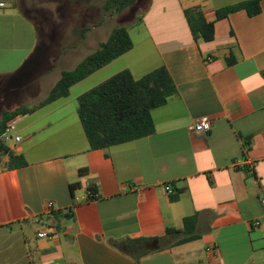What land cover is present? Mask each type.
Masks as SVG:
<instances>
[{
	"label": "crops",
	"instance_id": "0c3cea01",
	"mask_svg": "<svg viewBox=\"0 0 264 264\" xmlns=\"http://www.w3.org/2000/svg\"><path fill=\"white\" fill-rule=\"evenodd\" d=\"M245 1L142 0L149 6L128 31L131 51L69 96L14 117L22 140L5 145L27 165L0 170V264H264V0L255 16L216 18ZM0 3L3 79L22 70L39 36L22 6ZM195 7L214 23L211 42L194 39L185 11ZM161 66L177 94L153 110L155 132L90 149L78 98L123 70L139 79ZM51 74L32 98L16 92L0 102L2 133L14 119L4 122L8 112L46 98ZM199 119L211 121L208 133L195 131ZM193 215L198 238L174 244L186 235L166 230L182 229ZM132 239L150 240V252L136 258L116 247Z\"/></svg>",
	"mask_w": 264,
	"mask_h": 264
},
{
	"label": "trees",
	"instance_id": "16d2710c",
	"mask_svg": "<svg viewBox=\"0 0 264 264\" xmlns=\"http://www.w3.org/2000/svg\"><path fill=\"white\" fill-rule=\"evenodd\" d=\"M142 0H107L104 8L113 14L136 6L143 10L148 2L141 5ZM261 0H248L220 9L216 13L217 20L230 14L245 10L255 16L261 12ZM191 32L196 41L211 42L215 37L213 22H208L204 13L197 7L185 11ZM85 28L81 32L85 33ZM133 41L125 27L114 28L107 41L89 54L74 69L63 71L60 80L52 88L47 98L33 107H20L13 111V116L32 113L60 98L67 97L75 84L104 68L114 60L131 51ZM177 94L176 85L165 66H161L143 77L136 79L126 69L112 78L92 88L78 98V115L92 150H109L112 147L126 144L137 139L152 135L155 132L152 112L168 103ZM15 113V115H14ZM0 154L8 156L5 169L13 170L27 165L23 155H15L4 143H0ZM73 188V186H72ZM198 216L184 219L183 228H168L166 234L175 236L186 235L174 244H184L198 238L195 235ZM146 239H132L116 243L123 252H130L139 258L150 252L145 244ZM173 244V245H174ZM172 246V245H171Z\"/></svg>",
	"mask_w": 264,
	"mask_h": 264
},
{
	"label": "rangeland",
	"instance_id": "374dc122",
	"mask_svg": "<svg viewBox=\"0 0 264 264\" xmlns=\"http://www.w3.org/2000/svg\"><path fill=\"white\" fill-rule=\"evenodd\" d=\"M9 1L22 6L34 22L39 39L36 52L22 70L9 78L0 79V102L6 105L8 98L16 92L21 98H32L38 91L42 78L52 72L43 84V98H47L50 88L60 78L62 71L74 69L96 50L98 44L108 40L114 28L121 26L128 31L132 30L133 24L140 20L143 12V9L132 6L120 14H111L104 8L107 0ZM94 27L96 30L88 33L86 40H82L80 32ZM68 56L66 60L64 57ZM7 114L8 117L13 116V113ZM3 156L0 154V170L6 164Z\"/></svg>",
	"mask_w": 264,
	"mask_h": 264
},
{
	"label": "built area",
	"instance_id": "2783aa9c",
	"mask_svg": "<svg viewBox=\"0 0 264 264\" xmlns=\"http://www.w3.org/2000/svg\"><path fill=\"white\" fill-rule=\"evenodd\" d=\"M5 4L4 3H0V7H4ZM208 61L211 60V58L209 57L207 59ZM194 129L197 132L200 133H208L211 129V121L208 119H199L196 121L195 125H194ZM16 130H17V121L16 119H11L10 121H8L5 131L0 135V143H4L7 144L9 142H14V143H19L22 140V137L16 134ZM242 162H235V165H242ZM167 192L171 193L172 190L170 187H166ZM262 203L264 204V200L262 201ZM48 207H52V204L50 203L48 205ZM257 225H259V223H257ZM38 236L40 238H45L48 235L46 233H39ZM212 248H210L211 250Z\"/></svg>",
	"mask_w": 264,
	"mask_h": 264
}]
</instances>
